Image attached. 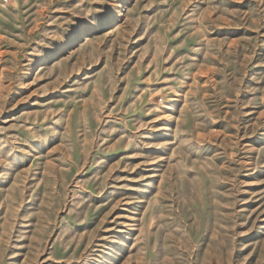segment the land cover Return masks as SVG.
Listing matches in <instances>:
<instances>
[{"label": "rangeland", "instance_id": "obj_1", "mask_svg": "<svg viewBox=\"0 0 264 264\" xmlns=\"http://www.w3.org/2000/svg\"><path fill=\"white\" fill-rule=\"evenodd\" d=\"M0 264H264V0H0Z\"/></svg>", "mask_w": 264, "mask_h": 264}, {"label": "bare ground", "instance_id": "obj_2", "mask_svg": "<svg viewBox=\"0 0 264 264\" xmlns=\"http://www.w3.org/2000/svg\"><path fill=\"white\" fill-rule=\"evenodd\" d=\"M123 6H124L123 1L118 2L114 11L118 12ZM116 25H117V23H115V26ZM84 31H86V33H84ZM95 32H96V27H94V26H91L89 29H85V30L79 32L77 35H75L72 38V41L70 42V47L77 46L78 45V41H79L80 38H86L87 36L93 35Z\"/></svg>", "mask_w": 264, "mask_h": 264}]
</instances>
